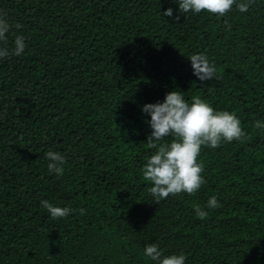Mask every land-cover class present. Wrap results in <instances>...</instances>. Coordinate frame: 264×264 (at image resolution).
<instances>
[{"label":"trees","instance_id":"obj_1","mask_svg":"<svg viewBox=\"0 0 264 264\" xmlns=\"http://www.w3.org/2000/svg\"><path fill=\"white\" fill-rule=\"evenodd\" d=\"M0 12L12 25L0 47L27 44L0 59V264H156L150 244L185 264H264V0L223 17L179 0H0ZM194 54L213 80L193 75ZM172 91L235 114L247 138L202 145L205 182L157 203L142 107ZM49 150L66 157L61 176ZM213 196L222 206L201 219L194 206ZM42 200L77 211L53 219Z\"/></svg>","mask_w":264,"mask_h":264},{"label":"clouds","instance_id":"obj_2","mask_svg":"<svg viewBox=\"0 0 264 264\" xmlns=\"http://www.w3.org/2000/svg\"><path fill=\"white\" fill-rule=\"evenodd\" d=\"M254 0L237 3V0H179V11L185 14L190 11L199 14L207 11L223 17L227 12L236 7L241 13L247 12ZM163 16L173 17V10L167 9ZM175 19H179L176 16ZM22 26L15 25L19 29ZM12 25L9 24L6 14L0 12V42L8 43L6 34L10 33ZM25 37L15 35L14 48L0 47V59L9 56H20L26 49ZM191 61L193 75L201 83L213 80L216 66L209 61L204 54H194L188 58ZM142 113L151 117L149 123L152 132L147 138V146L156 149L143 169L144 179L151 181L153 186L150 194L157 199L169 197L181 192L195 193L205 181L201 177L203 167L197 163L201 146L208 145L211 148L220 146L222 140L227 142L241 141L247 138V133L241 129V121L235 114L228 112H214V109L198 97H194L192 103L184 99L180 91H172L166 94L164 101L155 104H145ZM257 129L264 127V122L255 123ZM172 136V142L166 143V138ZM49 161L48 171L61 176L64 173L66 157L58 151L49 150L45 154ZM41 206L50 213L53 219L66 218L76 209L71 207H54L47 200L41 201ZM216 196L211 197L207 205L201 207L195 205V212L201 219L209 215L207 209L220 208ZM81 215L86 209L78 210ZM145 256L156 264H185L187 257L179 255L164 256L158 244H150L145 247Z\"/></svg>","mask_w":264,"mask_h":264}]
</instances>
